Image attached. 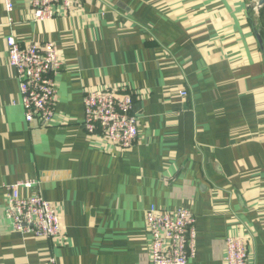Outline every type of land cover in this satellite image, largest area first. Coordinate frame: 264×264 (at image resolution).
I'll use <instances>...</instances> for the list:
<instances>
[{"label":"crops","instance_id":"1","mask_svg":"<svg viewBox=\"0 0 264 264\" xmlns=\"http://www.w3.org/2000/svg\"><path fill=\"white\" fill-rule=\"evenodd\" d=\"M11 1L7 15L0 0V264H148L151 205L195 217L188 264H224L230 236L246 242L248 264H264V9L255 15L252 0H85L38 23L28 0ZM9 36L21 48L56 46L50 126L25 122ZM118 87L138 121L127 153L82 127L85 92ZM27 181L35 186L21 195L59 211L61 244L4 222L5 188Z\"/></svg>","mask_w":264,"mask_h":264},{"label":"built area","instance_id":"2","mask_svg":"<svg viewBox=\"0 0 264 264\" xmlns=\"http://www.w3.org/2000/svg\"><path fill=\"white\" fill-rule=\"evenodd\" d=\"M5 13L13 11L11 0H1ZM85 0H28L34 22L53 19L61 10L68 17L81 8ZM249 8L259 15V0ZM8 22L12 24L9 19ZM8 66L15 72L18 90L27 123L50 126L54 120L56 90L50 74L61 66L58 51L52 42H33L21 48L9 36L5 39ZM182 91L179 96L186 97ZM83 123L86 135L105 144L111 152L127 153L138 137V121L133 112L134 99L127 89L96 88L86 91L83 98ZM35 186L27 181L5 188L3 219L12 232L33 238L64 240L61 216L55 206L38 194L21 195L20 188ZM145 232L148 234V264H188L196 254V220L193 214L178 208L172 212L151 205L144 212ZM224 264H248L246 242L237 236L226 238Z\"/></svg>","mask_w":264,"mask_h":264},{"label":"water","instance_id":"3","mask_svg":"<svg viewBox=\"0 0 264 264\" xmlns=\"http://www.w3.org/2000/svg\"><path fill=\"white\" fill-rule=\"evenodd\" d=\"M259 5H260L261 9H264V0H259ZM255 34H256V38L259 42V46H260L261 50L263 51V40L259 36V34H257V33H255Z\"/></svg>","mask_w":264,"mask_h":264},{"label":"trees","instance_id":"4","mask_svg":"<svg viewBox=\"0 0 264 264\" xmlns=\"http://www.w3.org/2000/svg\"><path fill=\"white\" fill-rule=\"evenodd\" d=\"M262 10H263V9H262ZM262 10H261V11H262ZM260 13H261V12H260Z\"/></svg>","mask_w":264,"mask_h":264}]
</instances>
